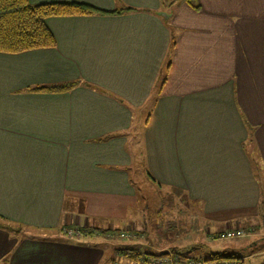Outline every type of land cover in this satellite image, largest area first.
I'll use <instances>...</instances> for the list:
<instances>
[{
  "label": "crops",
  "instance_id": "0c3cea01",
  "mask_svg": "<svg viewBox=\"0 0 264 264\" xmlns=\"http://www.w3.org/2000/svg\"><path fill=\"white\" fill-rule=\"evenodd\" d=\"M28 2L103 13L47 18L54 47L0 52V264H103L109 236L64 231L138 229L140 183L217 218L215 240L241 229L263 199L264 0ZM172 243L147 255L215 257Z\"/></svg>",
  "mask_w": 264,
  "mask_h": 264
},
{
  "label": "rangeland",
  "instance_id": "374dc122",
  "mask_svg": "<svg viewBox=\"0 0 264 264\" xmlns=\"http://www.w3.org/2000/svg\"><path fill=\"white\" fill-rule=\"evenodd\" d=\"M256 175L260 180L259 182L262 183L260 172L258 171ZM262 188L263 199L257 212L245 217L246 222H239L241 229L244 231L243 237L218 238L215 240L213 238H216V236L211 237L206 230L211 227L210 222L218 220L217 218H207L201 215L199 208L194 205L193 207H187L180 201V197H172L169 202L165 199L164 190L160 191L155 189L153 185L140 183L138 186L140 203L144 206L146 214L143 212L145 214L143 215L141 211H138L139 209L136 210L138 216L134 217L137 219L134 226L138 229L127 231L124 228V231L120 230L116 234L109 235L108 243L112 246H108L103 264H105V261L109 262L111 260L117 264H123L124 259L131 261L149 259L152 261L158 258L170 259V257L174 259L175 256L172 255H147V252L151 251L150 248H152L153 243L166 244L170 239L174 241L173 245L171 244L172 248L190 249L193 255L204 259L213 258L217 254L221 257L235 256L241 259L244 264H264L263 185ZM231 230H234V228ZM65 231L68 230L65 229ZM144 231L145 233H143ZM121 233L125 234V238L120 237ZM220 236L218 234V237ZM114 247L121 254L120 256L114 254ZM148 256H151V258L148 259Z\"/></svg>",
  "mask_w": 264,
  "mask_h": 264
},
{
  "label": "trees",
  "instance_id": "16d2710c",
  "mask_svg": "<svg viewBox=\"0 0 264 264\" xmlns=\"http://www.w3.org/2000/svg\"><path fill=\"white\" fill-rule=\"evenodd\" d=\"M184 1L194 9H199L195 4L196 0H175ZM133 11L125 9L115 11L112 14H122ZM103 12L92 6L76 2H52L39 5H31L28 0H0V52L15 54L36 49H47L55 46V38L45 24V20L50 17L62 16H91L102 14ZM74 84L40 87L32 90L39 92H63L69 90ZM0 228L12 230L8 224L0 223ZM86 235L97 234L108 237L118 231L85 230ZM174 253L175 250L164 251L163 253ZM158 254V255H160ZM156 255V254H155ZM199 260V259H194ZM237 260L234 257L221 259L217 255L211 261ZM209 262V261H206Z\"/></svg>",
  "mask_w": 264,
  "mask_h": 264
},
{
  "label": "built area",
  "instance_id": "2783aa9c",
  "mask_svg": "<svg viewBox=\"0 0 264 264\" xmlns=\"http://www.w3.org/2000/svg\"><path fill=\"white\" fill-rule=\"evenodd\" d=\"M68 231H65V233L72 237V236H77V237H82L83 235H85V232H82L80 230H75V229H67ZM76 234V235H75ZM244 235V231L241 229H238L236 231H230L227 232L226 234L221 235L218 238H236V237H243ZM121 238H125V234L121 233L120 234ZM241 264V262L239 260H222V261H200V260H184V259H180L175 257L174 259L172 257H170V259H166V258H158V259H154L152 260L151 264Z\"/></svg>",
  "mask_w": 264,
  "mask_h": 264
},
{
  "label": "water",
  "instance_id": "95a60500",
  "mask_svg": "<svg viewBox=\"0 0 264 264\" xmlns=\"http://www.w3.org/2000/svg\"><path fill=\"white\" fill-rule=\"evenodd\" d=\"M166 253H163V254H161V255H165Z\"/></svg>",
  "mask_w": 264,
  "mask_h": 264
}]
</instances>
